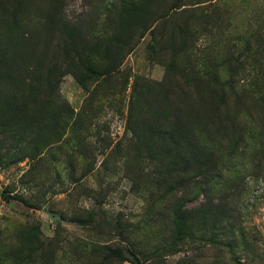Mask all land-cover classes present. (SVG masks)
Listing matches in <instances>:
<instances>
[{
  "label": "rangeland",
  "instance_id": "rangeland-1",
  "mask_svg": "<svg viewBox=\"0 0 264 264\" xmlns=\"http://www.w3.org/2000/svg\"><path fill=\"white\" fill-rule=\"evenodd\" d=\"M131 1L0 0V264H264V0H136L175 18L80 85ZM181 118L206 166L169 176L147 128Z\"/></svg>",
  "mask_w": 264,
  "mask_h": 264
},
{
  "label": "trees",
  "instance_id": "trees-1",
  "mask_svg": "<svg viewBox=\"0 0 264 264\" xmlns=\"http://www.w3.org/2000/svg\"><path fill=\"white\" fill-rule=\"evenodd\" d=\"M120 23L114 29V35L107 41H100L93 44L85 57V62L81 73L77 80L80 85L85 86L88 82L97 79L98 77H106L114 73L122 61V55L132 50L135 45L136 37H143L144 33L149 32L152 39L155 37V32L158 25L165 26L166 23L173 21L175 14L165 13L158 15L157 9H150L147 6H142L131 1L126 7H123L119 13ZM187 27V23L185 22ZM10 36V34H9ZM0 37V49L3 46L9 45L10 37ZM2 40L4 42L2 43ZM8 40V41H7ZM18 47L19 45L15 43ZM185 44L183 52L187 53V68L189 69L183 77L188 86L193 88L196 96L205 93L203 85L208 81L213 80L216 86L224 87L225 82L215 71H205L195 69L194 65L201 66L202 61L194 53L196 47L194 43L189 41ZM2 52L0 51V54ZM3 55H0V59ZM1 64V63H0ZM211 76V77H210ZM209 77V78H208ZM195 113V112H194ZM147 131L154 135L159 134V151L158 158H155L158 164H161L165 170V174L172 176L183 177L188 172L200 170L206 166L202 157L206 155L207 146L199 141L200 132L196 129L195 124L189 123L188 119H179L171 125H167L163 129L149 125ZM205 167L199 172V175L214 176L212 169ZM195 184L198 181L188 178L185 185ZM178 233L183 232L182 222L185 220V214L181 208H178ZM113 255L121 257L120 253L114 249L110 250ZM131 262L138 264L137 256L129 252ZM234 264H243L239 260H234Z\"/></svg>",
  "mask_w": 264,
  "mask_h": 264
}]
</instances>
